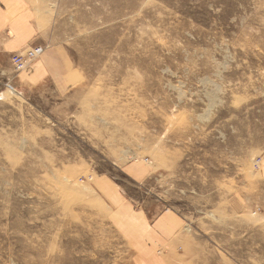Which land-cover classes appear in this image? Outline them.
<instances>
[{
	"label": "rangeland",
	"instance_id": "rangeland-1",
	"mask_svg": "<svg viewBox=\"0 0 264 264\" xmlns=\"http://www.w3.org/2000/svg\"><path fill=\"white\" fill-rule=\"evenodd\" d=\"M21 1L44 52L0 56V264H140L134 210L183 220L170 264H264V0Z\"/></svg>",
	"mask_w": 264,
	"mask_h": 264
},
{
	"label": "crops",
	"instance_id": "crops-1",
	"mask_svg": "<svg viewBox=\"0 0 264 264\" xmlns=\"http://www.w3.org/2000/svg\"><path fill=\"white\" fill-rule=\"evenodd\" d=\"M38 35L39 29L21 0H0V56L9 60L10 67L11 64L13 66L10 56L15 52H21L27 46L39 44ZM50 69L48 58L44 56L38 63H34L27 73L31 74L30 77L35 82H40L41 79L53 75ZM133 213L132 219L128 220H132L134 224L137 220L145 226L137 238V263L139 261L140 264H163L168 260L170 264L169 256L173 252L165 246L174 245L171 247L174 251L180 246L182 239L180 234L184 229L183 220L171 210H164L153 218H149L146 212L134 210Z\"/></svg>",
	"mask_w": 264,
	"mask_h": 264
},
{
	"label": "built area",
	"instance_id": "built-area-1",
	"mask_svg": "<svg viewBox=\"0 0 264 264\" xmlns=\"http://www.w3.org/2000/svg\"><path fill=\"white\" fill-rule=\"evenodd\" d=\"M44 52V46H32L24 49V52H15L10 59L16 70H24Z\"/></svg>",
	"mask_w": 264,
	"mask_h": 264
}]
</instances>
